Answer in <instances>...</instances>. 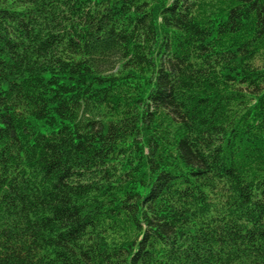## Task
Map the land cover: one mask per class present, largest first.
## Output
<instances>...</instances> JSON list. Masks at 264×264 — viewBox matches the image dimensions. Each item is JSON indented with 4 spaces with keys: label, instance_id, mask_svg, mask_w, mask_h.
I'll use <instances>...</instances> for the list:
<instances>
[{
    "label": "trees",
    "instance_id": "1",
    "mask_svg": "<svg viewBox=\"0 0 264 264\" xmlns=\"http://www.w3.org/2000/svg\"><path fill=\"white\" fill-rule=\"evenodd\" d=\"M0 264H264V0H0Z\"/></svg>",
    "mask_w": 264,
    "mask_h": 264
}]
</instances>
